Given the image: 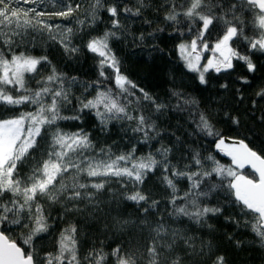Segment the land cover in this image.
I'll use <instances>...</instances> for the list:
<instances>
[{"label": "snow or ice", "instance_id": "6c2138e0", "mask_svg": "<svg viewBox=\"0 0 264 264\" xmlns=\"http://www.w3.org/2000/svg\"><path fill=\"white\" fill-rule=\"evenodd\" d=\"M20 0H0V49L7 48L10 58L0 50V103L9 106L35 105V111L22 112L18 117L0 120V226L13 225L28 230L24 244L32 246L33 237L40 234H50L52 225L49 223L50 212L41 203H60L64 210V215L57 217L63 220L70 213H83L85 209L91 208L100 211V199L102 190L105 188L106 180L99 182H79L65 184L63 175L73 170L76 175L83 174L88 178H122L127 177L134 184H142L147 172L153 171L157 167H162L164 172L163 181L172 191L170 203L174 205L173 212L169 215L179 218L187 217L190 221L210 229L212 225L208 219L224 215L227 211V203L231 202L235 207L240 206L243 217L240 219L232 215H225V221L235 224L238 228L250 229L254 234L253 243L259 249L264 250V154L250 148L244 139L234 140L239 147H232L227 151L232 162L237 168H243L245 164L251 165L255 173L259 174V179H248L232 168H224L217 164L211 170H205L203 159L198 152L188 149L189 163L183 169H175L167 159L171 149H158V154L162 157L157 160L152 153L145 157L136 158L135 148L127 154H121L115 159L96 160L87 156L86 153L93 148L90 134L80 128L74 132H65L57 124L60 120H82L85 110L94 112L102 130L111 121H135V126L130 127L133 134H139L141 142L148 144L150 140L159 136L157 125L150 116L143 114V106L147 103L154 108L155 112L171 108L177 112H188L190 116L195 110V127L193 133H203L206 136L217 138L216 147L223 149L226 144V137L222 131L216 129V124H226L230 131L243 132L245 139L251 137L259 138L260 133L255 125L264 128V109L257 111L258 103L264 101V85L248 96L247 93L254 86L252 80L247 75L238 77L240 87L232 91L231 102L218 97V107L220 111L215 115L211 112H200L198 101L186 96L182 92L171 91L170 95L176 98L174 106L168 105L151 96L143 88L131 81L120 71V62L109 47V38L116 35L115 31H106L102 36L92 37L86 44L87 49L100 57V77L105 80L111 79L105 76L104 68L108 66L114 70L115 85L117 93L110 89L96 91L92 99H81L78 101L79 107L75 109L72 116H64L61 109L71 104V98L66 87L67 78L54 66L46 77L36 79L40 76L39 65L49 64L47 56L34 57L25 52L16 53L15 47H19L24 40L23 30L28 27L39 30H47L52 40H56L55 32L59 26L48 24L40 19L45 16L44 11H38L36 7L20 9L13 5ZM25 4L37 5L43 0H22ZM81 5L75 6L71 2L63 4L61 10L47 13V15L67 18L73 12L79 10ZM144 7V0H137L135 10L122 3H114L105 8L104 0H93L90 6V15L95 22L100 10H105L113 18L112 28L119 29L120 21L117 18L121 12L139 17ZM165 15L166 23L171 25L180 23L179 17H184L191 23L188 30L192 31L191 24H197L196 38L191 40V52H187L189 47L183 43L179 45L182 57L187 62V67L192 71H198L196 62L199 55L196 50L199 47L208 49L209 44L205 39L206 34L211 35L212 31L220 33L214 45V51H219L223 59L214 62L209 59L203 71L199 74V83L207 85L204 72L214 68L217 73L221 69H232L233 58L243 61L248 73H255L257 66L252 62L247 54H241L234 49L230 42L244 41L250 52L264 53V0H166ZM23 17V18H22ZM247 17V18H246ZM35 20V23H33ZM84 24V21H79ZM145 23H151L145 21ZM170 25V26H171ZM4 29H8L7 32ZM258 29L252 35L248 30ZM178 30V29H177ZM157 31H164L163 28ZM72 29L60 32L59 43L64 51L72 55L80 49L71 44L70 34ZM149 35H154L149 33ZM139 39L143 40L141 35ZM227 52V54H225ZM195 54L194 58L193 55ZM26 74L35 80L36 88L26 87ZM76 78H71V83H75ZM97 86L102 85L101 80L94 82ZM220 89L229 90V84L219 85ZM139 92L140 96L136 97ZM13 93H18L14 95ZM136 98L139 114L128 112V103L131 98ZM254 97V98H253ZM123 98L124 102L121 101ZM249 102L246 104L245 101ZM244 117H248L253 123L246 126ZM27 124V127H25ZM51 132L49 148L45 149L41 158L36 161L31 175L21 178L17 171L18 162L22 161L30 150H39L38 138L47 136ZM177 142L183 146V141L177 137ZM103 153L104 150L102 149ZM208 159H212L209 157ZM123 162V166H122ZM131 164V167L127 165ZM199 168L200 170H194ZM170 172L171 178L168 173ZM60 181L57 186V177ZM185 178L190 182V187L183 195H177L178 189L174 180ZM217 177L222 179L219 183H209L215 181ZM231 177L225 186L224 180ZM198 190V191H197ZM224 193L225 203H210L206 199L213 193ZM6 194H11L7 196ZM125 199L148 203V197L140 191H134L125 196ZM177 201H184L177 204ZM84 207L81 208L80 205ZM158 201H151L147 207L140 210L145 217L151 209L157 207ZM207 218V219H206ZM150 230L151 243L148 244L144 260L146 264H185L184 258L179 252L187 253L192 248L194 238L182 233L179 229H171L164 220L152 224L146 220L141 222ZM229 241H233V236H228ZM240 240H235V246L240 247ZM211 253V246H208ZM57 252H47L40 255L37 251L24 252L15 243H8L2 232H0V264H141L134 253L125 252L120 245H117L110 253H105L103 249H93L85 255L79 252L77 241V227L74 223L69 224L61 230L57 239ZM193 251L195 249L193 248ZM199 255L204 256L203 250ZM114 258V259H112ZM211 264H228L224 255H209Z\"/></svg>", "mask_w": 264, "mask_h": 264}, {"label": "trees", "instance_id": "16d2710c", "mask_svg": "<svg viewBox=\"0 0 264 264\" xmlns=\"http://www.w3.org/2000/svg\"><path fill=\"white\" fill-rule=\"evenodd\" d=\"M69 2L73 6L77 3L81 5L80 9L73 12L71 16L64 18L47 15V13L61 10L62 3L67 4ZM92 2L93 0H43L42 3L33 5L25 4L20 0L18 4L13 5L20 9L36 7L38 11L46 13L40 19L53 26H59L60 30L55 32L56 40L50 38L47 30H39V25L35 29L32 27L24 29V40L13 51L16 53L23 51L34 57L47 56L51 63L50 65L45 63L38 66L40 76L36 79L46 77L52 66L67 78L66 87L69 91L71 104L61 109V114L64 116L74 115L75 109L79 107L78 101L92 99L96 95L98 87L99 90L110 89L113 93L118 92L115 85L114 70L105 66L103 69L105 76H109L111 79L105 80L100 77V57L90 52L86 47L92 37L102 36L110 30L116 33L114 37L109 38L108 43L120 62V71L138 88H143L151 96L168 105L174 106L176 104V98L170 95L171 91L175 90L197 100L199 102L197 107L200 112L208 111L215 115L220 111L217 98L221 97L231 102L232 91L241 86L238 77L247 75L252 80L254 87L248 91V96H252L254 91L264 85V53L250 52L244 41H234L230 44L241 54L250 56L252 62L257 66L256 72L248 73L243 61L233 58L232 69H224L217 73L213 68H210L204 72L208 83L201 85L199 74L200 71H203V67H199L198 71L190 70L185 59L179 53L181 43H191V40L196 38L198 25L191 24L192 31H189L188 25L191 22L184 17L178 18L181 21L178 24L166 23L163 19L166 0H144V7L139 17L129 16L121 12L117 17L121 25L119 29L112 28L113 18L103 9L98 12L97 19L93 22L90 15ZM114 3H122L133 10L137 6V0H104L105 8ZM81 20L84 21L83 25L79 23ZM145 21L151 23H145ZM69 28L72 29L71 44L80 49L79 52L72 55L67 54L59 43L60 32L63 31L66 34V30ZM161 28L164 31H157ZM4 31L7 32L8 29H4ZM258 31V29H251L248 30V34L252 35ZM149 33L154 35H149ZM141 35L144 36L143 40L139 39ZM219 35L220 33L216 31H212L211 35L206 34L208 49L199 46L198 49L203 50L205 56L215 54L214 45ZM0 50L4 51L10 58V53L6 47ZM72 77L76 78L75 83H71ZM97 80L102 81L101 86L94 83ZM223 83L229 84V90L220 89L219 85ZM26 87L33 90L36 88L35 80L31 79L29 74H26ZM13 94L18 95V93ZM139 96L140 93L137 92L136 97ZM131 99L132 102L128 103V112L134 115L139 114L136 98ZM121 101L124 102L123 98ZM248 102V100L245 101L246 104ZM35 108L36 106L31 104L13 107L0 103V120L18 117L22 112L35 111ZM261 109H264V101L258 103L257 111L259 112ZM143 114L151 117L160 133L148 144L141 142L139 134H133L128 130L135 126V121H111L102 130L94 112L88 110L82 114L80 121L67 119L60 120L57 124L65 132H74L80 128L88 132L93 148L86 155L94 157L96 160L115 159L116 156L127 154L133 148H135L136 158L145 157L152 153L157 160H161L162 157L157 150L167 148L171 149L167 157L170 164L175 169L186 171L184 166L189 163L188 149H192L202 157L205 170H211L219 164L224 168H232L237 171L228 160L215 151L216 137L206 136L203 133H193L195 110H193L192 116L188 112H177L171 108L165 109L161 113L155 112L152 106L145 103ZM244 123L248 126L252 125L253 122L248 117H244ZM255 127L260 133L259 138L245 139L243 132L238 134L230 131L226 124H216V129L222 131L225 136L244 139L250 148L264 154V128L258 124ZM50 137L51 132L46 137L42 134V137L38 138L39 150H30L29 154L18 162L17 171L21 178L31 175L36 166V161L41 158L45 149L49 148ZM177 137L184 142L183 146L177 142ZM102 149L104 150L103 153L101 152ZM209 157L212 159H208ZM127 166L131 167V164ZM242 172L251 178H255V175L248 169ZM168 175L171 178L170 172ZM163 176L162 167H157L153 171L147 172L142 184H134L127 177L88 178L83 174L76 175L73 170H70L63 175L65 184L70 185L76 181L90 183L106 180L105 188L99 197L100 211L88 208L83 213L70 212L63 220H59L57 217L64 215L62 205L60 203L51 204L42 199L41 203H44L45 208L51 214L49 218V223L52 225L50 234H40L33 237V245L29 246L23 242L28 233L27 229L7 225L6 227L0 226V231L16 242L24 252L37 251L43 255L47 252H57V239L61 230L74 223L77 227L78 247L82 256L90 250L101 248L105 253H110L113 248L120 245L125 252L134 253L141 264H146L144 255L148 244L151 243V238L150 230L141 222L146 220L154 227L156 222L164 220L169 228L179 229L182 233L194 238L193 246L188 249L187 253L182 251L178 253L184 258L185 264H211L209 255L215 256L217 254L224 255L228 264H264V250L255 246L253 243L255 237L250 229L238 228L235 224L225 221V215H232L242 220L248 219L243 217L239 204L234 207L231 202H228L227 211L224 215L208 219V223L212 225L211 229L206 225L195 224L185 216L176 218L169 215L174 209V205L170 203L172 191L163 181ZM60 179L58 176L57 186ZM221 179V177H217L215 181L208 182L219 183ZM230 179L231 177H228L224 180L225 186ZM174 182L178 189L177 195H183L190 187V182L182 177L176 178ZM134 191H140L146 195L148 203L142 201L137 204L125 199V196ZM10 195L6 194V198ZM223 196L224 193L217 192L208 198L201 197V199H206L213 204L218 200L220 203H225ZM153 200L158 201L159 204L151 209L145 217L140 209L147 207ZM183 203L184 201H177V204ZM80 207L83 208L84 205L81 204ZM228 236H233L234 240L230 242ZM235 240L244 243H241L240 247L237 248ZM208 246H211V253H209ZM201 250L204 251V256L199 255Z\"/></svg>", "mask_w": 264, "mask_h": 264}, {"label": "water", "instance_id": "95a60500", "mask_svg": "<svg viewBox=\"0 0 264 264\" xmlns=\"http://www.w3.org/2000/svg\"><path fill=\"white\" fill-rule=\"evenodd\" d=\"M226 137V144L225 147L223 149H218L216 147V142H218L217 140L214 143V149L217 153H219L224 159L228 160L231 164V166L237 170V172L241 175L246 176L248 179H254V180H258L259 179V174L255 173L254 170L251 168V165L245 164V166L243 168H237V166L232 162V158L230 155H227V151L232 148V147H239V145L237 143H234V140H240L239 138H235V137H230V136H225ZM246 143V142H245ZM248 169L250 170L254 175L255 178H251L247 175H245L242 171ZM1 232V231H0ZM6 242L8 243H15L18 247H20L16 242H14L13 240L9 239L4 233H3ZM21 248V247H20ZM21 250L23 251V249L21 248Z\"/></svg>", "mask_w": 264, "mask_h": 264}, {"label": "rangeland", "instance_id": "374dc122", "mask_svg": "<svg viewBox=\"0 0 264 264\" xmlns=\"http://www.w3.org/2000/svg\"><path fill=\"white\" fill-rule=\"evenodd\" d=\"M60 30V29H59ZM58 32H60V31H58ZM190 44L191 43H186L185 45H187V46H189L187 49H186V51L187 52H191V48H190ZM179 53H180V55H181V52H180V50H179ZM196 53L199 55V60L196 62V65H197V67L199 68V67H203V69H204V66H206L207 65V62H208V58L209 57H207V58H204L203 57V50H201V49H198L197 48V50H196ZM209 55V54H208ZM182 56V55H181ZM194 56H195V54L193 55V58H194ZM204 58V59H203ZM186 61V60H185ZM204 62V64L202 65V63ZM186 64H187V62H186Z\"/></svg>", "mask_w": 264, "mask_h": 264}, {"label": "flooded vegetation", "instance_id": "af4514ba", "mask_svg": "<svg viewBox=\"0 0 264 264\" xmlns=\"http://www.w3.org/2000/svg\"><path fill=\"white\" fill-rule=\"evenodd\" d=\"M214 53L215 54H210V55H208V56H205V54L203 53L202 55H203V57L204 58H207V57H209L208 59H211V60H213L214 62H220L222 59H223V57L221 56V53L219 52V51H214ZM225 54H227V52H225ZM203 58V59H204ZM214 69V68H213ZM215 70V69H214ZM221 70H224L223 68L221 69Z\"/></svg>", "mask_w": 264, "mask_h": 264}]
</instances>
